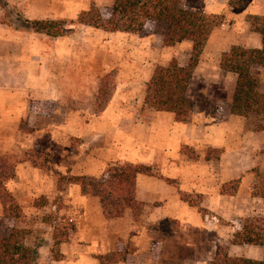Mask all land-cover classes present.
Masks as SVG:
<instances>
[{"label":"crops","instance_id":"obj_1","mask_svg":"<svg viewBox=\"0 0 264 264\" xmlns=\"http://www.w3.org/2000/svg\"><path fill=\"white\" fill-rule=\"evenodd\" d=\"M6 2L16 17L12 22L14 27H11L2 21L0 10V111L5 103L12 119L18 121L24 113L20 103L25 102V92L36 88V61L40 50L47 63V51L51 53L54 50V43L61 42L65 47L63 50H69L70 38L64 36L54 41L43 33L25 31V21H52L53 16L45 9H24L25 0ZM221 8L222 4L214 1L204 4L201 12L219 13ZM18 11L22 12L21 15ZM124 34L127 33L116 32L114 35ZM161 40L162 34L151 36L144 50H178L177 43L165 47ZM258 43L255 33L249 32L246 38L240 40L234 31L225 32L222 27L218 29L215 26L201 50H228L231 45L238 44L256 48ZM187 45L189 49L188 42ZM42 65L46 69V64ZM150 75L146 71L147 79ZM110 98L100 113L93 110L95 96L90 97L88 110L84 107V111L78 105L84 101L82 96L70 100L76 109L60 113V120L66 122L56 127L47 123L50 140L59 133L80 141L93 133L109 134L113 138L118 129L116 120L128 116L118 115L112 104L114 100ZM147 120L136 128L139 137L133 135L132 127L124 130V156L117 153L124 157L120 164L142 165L150 170V175L139 174L134 179V198L141 203L140 214L135 220L129 210L118 218L105 219L95 197L82 195L76 185L67 183L69 176L99 180V163L85 164L71 171L68 159L62 160L60 155L54 160V153L34 145L30 150H42L51 155L45 170H39L32 167L26 157L12 159L10 155L20 154L30 145L31 132L18 129L15 122L9 131H0V156L11 157L13 163V177L5 183V187L15 200L16 211L37 214L41 208L36 206V200L42 199L46 205L56 199L64 205L79 208L82 213L81 220L67 229L62 227L55 231L48 225L44 226L46 234L34 246L36 264H98L94 256L120 251L125 254V260L117 264H206L212 260L216 247H221V243L229 257L254 261L263 259L262 243L229 244L232 234L241 229L244 219L259 218L264 213V196H254L250 193L251 187H243L248 171L244 167L257 164L252 157L256 146L237 137V146L230 147V135L219 126L204 127L197 135L195 128L185 122H174L172 116L166 113L149 114ZM21 136H26L27 144L21 142ZM112 143L106 149L111 157L116 154ZM185 147L195 150L197 157L187 158L180 152ZM201 149L217 150V158H206L205 152L199 153ZM235 152L246 153L250 157L247 160L228 157ZM233 180H238L239 184L235 193L220 194V187ZM61 181L65 182L64 187L58 186ZM180 196L189 203L181 200ZM192 198L197 201L193 202ZM167 223H172L174 228ZM54 232L60 233L62 238L54 239Z\"/></svg>","mask_w":264,"mask_h":264},{"label":"rangeland","instance_id":"obj_2","mask_svg":"<svg viewBox=\"0 0 264 264\" xmlns=\"http://www.w3.org/2000/svg\"><path fill=\"white\" fill-rule=\"evenodd\" d=\"M25 1L27 3L24 5V9L29 11L45 9L51 13L54 21H62L63 35L70 38V43L69 50H63L65 47L61 42L54 43V50H51V53L47 51V63L44 62L43 51L40 50V56L36 61L38 66L36 84L34 83L36 88H27L30 91L25 92V102L20 103L24 113L18 121L12 119L11 112L6 109L8 105L4 103L2 106L0 131H9L15 122L18 129L31 132L29 147L27 146L20 154L10 155L13 156L12 159L25 158L31 146L37 145V148H46L52 154L54 153L56 155L54 160L58 159L60 155H62L60 159H68L71 171H75L78 166L99 163L101 169H99L97 177L101 178L102 173L104 174L109 166L121 165L120 161L124 159L122 157L125 152L123 149L124 130L132 127L133 135L139 137V130L136 128L148 121L149 114L164 113L154 111L153 108L143 103V90L146 80L149 79L146 78V71L151 74L155 66H165L172 58L179 65L185 64L189 54L187 42L177 43L178 50H144L147 41L151 40V36L163 34L165 29L163 24L148 22L140 32L117 35L116 37L115 33L75 22L76 15L89 6L95 7L104 17L113 0ZM214 1L222 4L221 11L204 14L214 17L213 21L217 23L218 29L222 27V31L225 32L232 30L240 40L252 32L247 22L248 17L264 16V0H180V5L185 10L202 13L203 5ZM18 12L21 15L22 12ZM53 39L55 41L57 38ZM226 51L201 50L184 92L185 97L191 102L185 123L193 129L195 128L194 131L197 132L195 133L197 135H200L198 132L204 127L219 126V128L225 129L230 135V147L237 146V137L243 138L245 143L255 145L252 157L256 159L257 164L252 167H244L248 171L243 187L244 185L246 189L251 187L252 191H249L251 194L262 193L264 192V117L253 114L236 116L230 113L229 105L235 77L218 67L220 55ZM42 63L46 64V69ZM250 71L258 78L259 90L264 99V68L253 67ZM107 73L112 74L108 82L114 87L110 98L114 100L112 103L115 106L114 110L116 109L118 115L128 116L127 118L122 116L116 120L115 124L118 129L113 138L109 134L93 133L80 141L59 133L50 140L47 123H52L56 127L60 126L62 122H66L60 120V113L75 110L76 106L70 100L74 101V98L78 96H82L84 100L78 103L81 111H84V107L88 110L90 97L95 96L101 78ZM21 88L23 89V87ZM169 116L171 115L169 114ZM167 118L169 117L167 116ZM167 118L166 123L168 122ZM241 133L242 135H240ZM254 137L257 140H253ZM111 141H113V152L116 153L113 157L106 152ZM21 142L27 144L26 136L21 139ZM180 152H183L187 158L197 157L195 150L186 147ZM204 152V156L208 159L217 158V150H199V153ZM228 157L247 160L250 156H247L246 153L237 154L235 152L228 154ZM81 159L82 161H80ZM64 185H66L64 181L58 184L59 187H64ZM237 187L239 188V184ZM229 188L231 189V186L225 189L228 191ZM191 200L197 201L196 198ZM35 204L41 208L39 213L23 214L18 212L16 218H5L0 206V237L5 236L11 228H22L25 230V244L35 250L34 246L39 243L38 241H42L46 234L44 226L48 225L54 229L62 227L67 229L71 226L64 222L61 215L62 210L68 205H64L56 199L50 200L46 205L44 200L38 199ZM50 206L53 207V210L50 209ZM259 218L264 225V213ZM166 225L174 228L172 223ZM55 234L59 235L60 233ZM262 238L264 247V234ZM220 245L223 246L222 243ZM36 259L34 264L37 263Z\"/></svg>","mask_w":264,"mask_h":264},{"label":"trees","instance_id":"obj_3","mask_svg":"<svg viewBox=\"0 0 264 264\" xmlns=\"http://www.w3.org/2000/svg\"><path fill=\"white\" fill-rule=\"evenodd\" d=\"M1 19L13 26L12 8L6 0H0ZM212 16L185 10L180 0H113L107 14H102L93 6L80 11L76 17L77 24L102 29L109 33H137L148 22L163 24V46H172L182 41L189 43L188 58L183 65L171 59L165 66H155L143 90V103L154 111L168 113L174 122L184 123L188 117L191 102L184 92L198 56L210 31L217 23ZM23 29L27 32H39L52 38L65 35L62 21H25ZM250 30L259 38L256 48L230 46L220 55L218 67L234 75L229 110L236 116L253 114L264 117V99L259 90V80L251 73V68H264V16H249L247 20ZM111 73L105 74L96 91L93 110L100 113L108 103L114 87L110 85ZM51 155L42 150H28L26 160L32 167L45 170ZM150 175L148 167L142 165L121 164L109 166L99 180H88L83 176H69L67 183L76 185L80 194L95 197L105 219L120 217L129 210L135 220L141 210V203L134 198V179L136 175ZM13 177L11 157L0 156V206L5 218H16L15 200L6 190L5 183ZM238 180H233L220 187V194L232 195L237 189ZM231 186L227 191L225 188ZM264 196V192L252 194ZM189 203V200L180 196ZM260 218H246L241 229L232 234L229 244L261 245L264 225ZM56 231V229H53ZM52 236L58 240L62 237ZM167 233V232H165ZM25 230L11 228L0 237V264H34L35 250L24 243ZM55 254V253H54ZM57 257L56 255L54 256ZM98 264H117L125 260L123 252L105 253L94 256ZM206 264H264L245 258L229 257L225 247H216L214 256Z\"/></svg>","mask_w":264,"mask_h":264},{"label":"built area","instance_id":"obj_4","mask_svg":"<svg viewBox=\"0 0 264 264\" xmlns=\"http://www.w3.org/2000/svg\"><path fill=\"white\" fill-rule=\"evenodd\" d=\"M52 210H53V207H52ZM61 215H62L64 222L67 224H71V225L79 222L82 218L81 210L77 207L70 206V205L66 206L62 210Z\"/></svg>","mask_w":264,"mask_h":264}]
</instances>
